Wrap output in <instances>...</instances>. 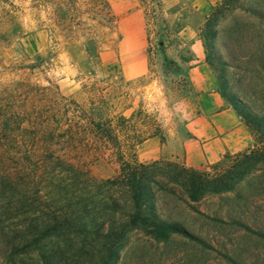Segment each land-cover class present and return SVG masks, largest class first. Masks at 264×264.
<instances>
[{"label": "rangeland", "instance_id": "374dc122", "mask_svg": "<svg viewBox=\"0 0 264 264\" xmlns=\"http://www.w3.org/2000/svg\"><path fill=\"white\" fill-rule=\"evenodd\" d=\"M65 1L0 0V264H112L101 223L108 211L123 222L130 206L104 181L118 179L122 162L149 167L165 196L156 205L162 218L229 254L230 264H264V166L196 202L172 177L174 164L221 173L257 147L249 129L246 148L213 163L189 166L173 153L136 157L138 142L153 134L165 145L190 137L181 74L191 52L204 56L202 45L190 44L219 0ZM80 193L93 202L83 221L72 199ZM149 232H119L113 264H228L185 238L155 242Z\"/></svg>", "mask_w": 264, "mask_h": 264}, {"label": "trees", "instance_id": "16d2710c", "mask_svg": "<svg viewBox=\"0 0 264 264\" xmlns=\"http://www.w3.org/2000/svg\"><path fill=\"white\" fill-rule=\"evenodd\" d=\"M65 5L70 7L72 3L66 0ZM199 39L204 60L214 74L217 93L253 133L257 147L236 154L221 173L213 176L172 165V177L181 186L187 200L192 202L206 194L230 191L256 164L264 166V0H219L204 19ZM73 171L87 179L86 172ZM104 183L113 184L125 192L130 206L123 222L116 225L112 220L114 211H108V218L101 223L106 222V233L99 236L106 245L105 261L110 259L113 264L118 258L116 244L123 239L119 232H124L126 226H141L149 229L155 242H166L171 236H179L193 242L202 251L216 252L224 263L233 262L229 254L191 234L179 222L158 215L156 205H162L165 196L158 194L152 186L158 181L147 165L122 162L118 179L105 180ZM72 199L75 218L78 221L90 218L91 196L80 193L74 194ZM108 200L105 208L113 210L114 201ZM81 226L85 227V224L81 223Z\"/></svg>", "mask_w": 264, "mask_h": 264}, {"label": "crops", "instance_id": "0c3cea01", "mask_svg": "<svg viewBox=\"0 0 264 264\" xmlns=\"http://www.w3.org/2000/svg\"><path fill=\"white\" fill-rule=\"evenodd\" d=\"M193 47L201 49L200 40L191 42L190 49ZM186 62L181 75L186 88L190 137L177 134L171 145L161 143L156 136L148 137L138 145L136 157L139 161L173 153V158L182 160L185 165L199 166L216 162L227 152L241 151L251 142L248 128L217 93L215 78L203 53L191 52ZM177 142L179 147L174 148Z\"/></svg>", "mask_w": 264, "mask_h": 264}]
</instances>
